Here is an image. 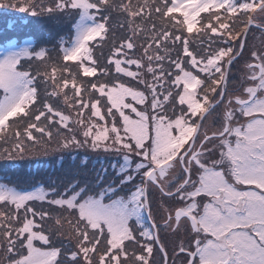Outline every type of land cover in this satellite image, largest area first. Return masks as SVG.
I'll return each mask as SVG.
<instances>
[{"label":"snow or ice","instance_id":"snow-or-ice-1","mask_svg":"<svg viewBox=\"0 0 264 264\" xmlns=\"http://www.w3.org/2000/svg\"><path fill=\"white\" fill-rule=\"evenodd\" d=\"M0 9L68 27L51 48L22 18L0 28V161L114 158L66 183L0 177V264H264V46H247L264 0Z\"/></svg>","mask_w":264,"mask_h":264},{"label":"rangeland","instance_id":"rangeland-1","mask_svg":"<svg viewBox=\"0 0 264 264\" xmlns=\"http://www.w3.org/2000/svg\"><path fill=\"white\" fill-rule=\"evenodd\" d=\"M3 10V9H0ZM7 13H11L12 15L9 16L10 18H22V21L20 24L17 25V28L19 26L25 25L27 28H30L32 30H34L37 33V37L39 38V40L45 44H47V46L49 45L50 42H48L51 39L55 38V36L58 34L59 31L57 30H62L63 26H61V24L58 22L57 25L59 26L56 30L54 28L51 29V31L49 32V26L47 22V18L46 17H27L24 19V15H19V14H15V10H6L4 9ZM61 22V21H60ZM4 27V23L2 22L0 24V28ZM49 32V33H48ZM54 32V33H53ZM252 33V34H251ZM264 42V33H262L259 30H256L253 32V28L252 30H250L248 37H247V46L249 49H251L253 46H255L257 48L258 44H261ZM51 47V46H50ZM104 49H107V47H105ZM99 55V53H97ZM233 71H235V68L233 69ZM7 146V145H5ZM76 150V149H75ZM81 154V153H80ZM80 154L78 155L79 159L77 158H72L69 162V165H66L63 163L62 160L58 161L56 166L54 167H50L49 170L46 175L45 172L47 170V168H45L44 166H40L34 163H31L30 168L25 172V171H20L18 166H9V170H11L15 177L17 176H21L24 173H29L27 175V177H31L29 179V181L31 179H33L34 181H36L39 178H43L46 180L47 184L52 182L50 173L51 172H73L72 177L70 178L69 176H66V180L69 181L73 178V176H76L77 174L79 175H84L87 173V169H84L82 167L83 163L80 162ZM87 156L89 157L88 159V167L90 168V162H92L93 166H96V159L99 157H102V161L104 159H108L109 157H104L103 155H99L96 153H91V152H87V154L85 155L84 153L82 154V160L84 161V157ZM52 159V158H51ZM114 159V158H112ZM20 161V160H18ZM21 162V161H20ZM22 164H24V162H21ZM93 166L90 168V171H92ZM18 167V168H17ZM6 170L7 169H3ZM14 179H18L19 178H15ZM26 181V180H25ZM32 181V180H31ZM46 185V184H44ZM167 239V238H166ZM168 240V239H167ZM169 241V240H168ZM169 245V247L171 246V242L167 243Z\"/></svg>","mask_w":264,"mask_h":264},{"label":"trees","instance_id":"trees-1","mask_svg":"<svg viewBox=\"0 0 264 264\" xmlns=\"http://www.w3.org/2000/svg\"><path fill=\"white\" fill-rule=\"evenodd\" d=\"M6 10H10V9H6ZM6 13L7 12L4 9L0 10V24L2 22L4 23V21L7 18H9V16L6 15ZM15 14L23 15V14L17 13V12ZM26 16H28V15L26 14ZM47 22H49L48 23V26H49L48 31L49 32L51 31L52 28H54L56 30L60 26V25L59 26L57 25V23L59 22L61 24V26H63V29L62 30H57V31H59L58 33L62 34V35H67L68 34L67 21H64V20L57 21V20H49V19H47ZM56 38L57 37H55L53 40L50 39L48 41V42H50L49 45H48L49 48H51V47H53L55 45ZM107 52H108V49H104L105 55H107ZM52 54L55 55L56 53L53 52ZM53 147H54V145H53ZM83 153L85 155L87 154V152L84 149H78V150L77 149L76 150L73 149V150H70V151H52V150H49L47 155H40V156H36V157H27L24 160H20L21 162H24V164H22L18 160L17 161H13V162L0 161V168L9 170V168H10L9 166H15L16 165V166L19 167L20 171H25L26 172L30 168L31 163H34V164H37V165H40V166H44L45 168H47V170L45 172V175H46V173L48 171H50L49 168L56 166L57 162L60 161V160H62L64 164L69 165L70 160L73 157L79 159L78 155L80 154V162L83 163L84 162L82 160V154ZM98 159L102 161V157L97 158L96 161ZM108 160H111V157H109L108 159H104L103 161L105 163H107ZM90 163H91L90 164V168H91L93 166V164H92V162H90ZM96 166H97L96 168L99 169V167L101 165L99 163H97ZM90 168L89 167L87 168V173L91 172ZM28 174L29 173H24L21 176H17V177L19 178V181L21 183H24L25 180H29L31 178V177H27ZM72 174H73V172L65 173V172H56L55 171V172H51L50 176H51L52 182L53 181H57V182L58 181H63V182L66 183L67 182L66 176H69L71 178ZM13 177H15V175ZM17 177H15V178H17ZM33 179H31V180H33Z\"/></svg>","mask_w":264,"mask_h":264}]
</instances>
